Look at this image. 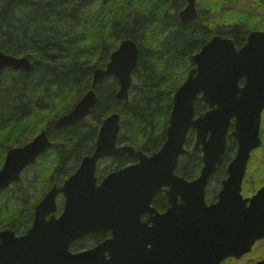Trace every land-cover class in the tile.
<instances>
[{"label": "water", "instance_id": "water-1", "mask_svg": "<svg viewBox=\"0 0 264 264\" xmlns=\"http://www.w3.org/2000/svg\"><path fill=\"white\" fill-rule=\"evenodd\" d=\"M196 2L186 1L178 14L181 22L196 19ZM138 57L132 41L121 42L107 65L94 71L91 90L55 121L54 128L85 120L96 103L95 86L107 77L117 80V99L127 101ZM192 62L194 67L173 95L160 149L146 155L128 145L117 146L120 116H107L98 128L93 153L46 192L25 234L0 231V264H222L239 260L264 239V185L249 197L242 194L252 153L262 146L264 31L250 32L239 49L233 40L215 35ZM7 67L28 72L31 63L0 52V71ZM198 101L207 109L196 115ZM191 131L202 166L199 176L187 181L174 171ZM228 139L236 145L235 154L217 201L207 205L205 189L224 163ZM51 145L41 131L27 144L9 149L0 169V193L19 182L22 172ZM124 156L134 163L98 179L99 161ZM161 192L168 207L158 214L150 203ZM145 213L148 218L141 222ZM87 236L107 237L89 249L70 251ZM250 264H264V258Z\"/></svg>", "mask_w": 264, "mask_h": 264}, {"label": "trees", "instance_id": "trees-1", "mask_svg": "<svg viewBox=\"0 0 264 264\" xmlns=\"http://www.w3.org/2000/svg\"><path fill=\"white\" fill-rule=\"evenodd\" d=\"M185 5L186 0H0V52L31 63L28 72L9 67L0 71V169L9 149L25 145L41 131L52 143L24 170L19 182L0 193V231L25 234L34 207L46 192L92 154L98 128L108 115L120 116L117 145L148 155L158 151L165 141L173 95L193 68V56L215 35L240 48L249 32L264 29L239 8L225 18L218 0H198L196 19L184 23L178 14ZM125 40L139 51L128 100L117 99V80L107 77L94 88L96 103L90 116L75 126L55 129V121L91 90L94 71L104 68ZM206 109L198 101L195 113ZM260 135L262 147L250 163L253 175H264V118ZM193 143L191 131L176 168L186 180L196 178L202 166ZM235 149L228 139L225 163ZM130 163L126 156L106 159L99 162L96 173L105 176ZM187 164L192 166H182ZM256 181L249 189L260 188L264 178ZM104 239L86 237L72 244L70 251ZM85 241L91 245L84 247Z\"/></svg>", "mask_w": 264, "mask_h": 264}, {"label": "flooded vegetation", "instance_id": "flooded-vegetation-1", "mask_svg": "<svg viewBox=\"0 0 264 264\" xmlns=\"http://www.w3.org/2000/svg\"><path fill=\"white\" fill-rule=\"evenodd\" d=\"M218 1L220 2V9L223 12L222 14H224L223 16L225 18H227L229 14L231 15L235 11V9L239 8L240 10L247 12V14L250 15V17L252 19H254L256 21H259L260 24H262L264 26V0H218ZM224 17H222V18H224ZM224 25L226 26L225 23L222 24V26H224ZM259 31H264V30H259ZM112 158H122V157H110V158H106V159H112ZM106 159H104V160H106ZM104 160H102V161H104ZM131 162L134 163V161H132V160H131ZM132 163H130V164H132ZM227 165H228V163H225L224 162L220 166L219 170L216 171L211 176V178L209 180V183H208V185H207V187L205 189V203L207 205H210V204L215 203L217 201V193H218V191L220 189L221 181L226 178V168H227ZM182 166L183 167H190L192 165L191 164H187V165H182ZM174 174L177 175V176H179L176 173V169L174 171ZM198 176H199V174H198ZM196 178L191 179V180H187V181H193ZM209 194H211L212 196L209 195ZM150 207L152 209H154L156 211V213H158V214L165 213L166 210H167V207H168V203H167L165 194L163 192L157 194L152 199V201L150 203ZM148 215H149L148 213L143 214L141 216V222H144L148 218ZM263 241L264 240H262L260 242H263Z\"/></svg>", "mask_w": 264, "mask_h": 264}, {"label": "rangeland", "instance_id": "rangeland-1", "mask_svg": "<svg viewBox=\"0 0 264 264\" xmlns=\"http://www.w3.org/2000/svg\"><path fill=\"white\" fill-rule=\"evenodd\" d=\"M262 25V24H261ZM260 25V26H261ZM264 30V29H263ZM118 114V113H117ZM263 117H262V120H263V118H264V113H263V115H262ZM253 155L254 154H252V156H251V159H250V161H249V165H248V169H247V172H246V175H245V178H244V180H243V188H242V194H243V196L244 197H249V196H251V195H253L254 193H255V191L257 190L256 188H253V189H249L250 188V186H253L254 184H256L258 181H256V180H258L260 177H263L264 178V175H261V174H255V175H253L252 174V172L250 171L251 170V168H254V165L253 166H250V163H251V160H252V158H253ZM253 163H255V160L253 161ZM101 168H102V166L100 165L99 166V170H101ZM97 174V173H96ZM97 176L99 177V178H101V177H103L104 175H101L99 172H98V174H97ZM252 176V177H251ZM254 181V182H253ZM248 183V184H247ZM264 184V183H263ZM262 184V185H263ZM60 185V184H59ZM261 185V186H262ZM214 187V186H213ZM246 189V190H245ZM209 195H211V194H209ZM212 196V195H211ZM58 206H59V208H61L62 207V198H58ZM85 244H84V247H88L89 245H91V242L90 241H85L84 242ZM85 249H87V248H85ZM262 257H264V241L263 242H257L256 244H255V246H254V248H253V250H252V252L249 254V255H247V256H245V257H243V258H241L240 259V261H234V260H232V259H227V260H225L224 261V264H248V263H251V262H254V261H256V260H259V259H261Z\"/></svg>", "mask_w": 264, "mask_h": 264}, {"label": "bare ground", "instance_id": "bare-ground-1", "mask_svg": "<svg viewBox=\"0 0 264 264\" xmlns=\"http://www.w3.org/2000/svg\"><path fill=\"white\" fill-rule=\"evenodd\" d=\"M216 176V175H215Z\"/></svg>", "mask_w": 264, "mask_h": 264}]
</instances>
